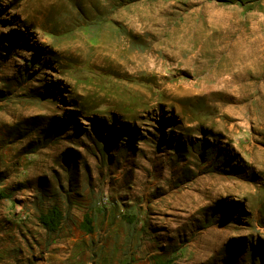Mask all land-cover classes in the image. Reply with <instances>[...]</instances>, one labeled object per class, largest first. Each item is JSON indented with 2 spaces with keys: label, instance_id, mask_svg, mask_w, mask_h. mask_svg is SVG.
I'll return each mask as SVG.
<instances>
[{
  "label": "rangeland",
  "instance_id": "rangeland-1",
  "mask_svg": "<svg viewBox=\"0 0 264 264\" xmlns=\"http://www.w3.org/2000/svg\"><path fill=\"white\" fill-rule=\"evenodd\" d=\"M0 264H264V0H0Z\"/></svg>",
  "mask_w": 264,
  "mask_h": 264
},
{
  "label": "trees",
  "instance_id": "trees-1",
  "mask_svg": "<svg viewBox=\"0 0 264 264\" xmlns=\"http://www.w3.org/2000/svg\"><path fill=\"white\" fill-rule=\"evenodd\" d=\"M220 3H224V4H234V3H241L243 2V0H217ZM60 216V213L57 209H54L52 211V213L50 214V216L48 218H46V220L50 221L53 223V226H57V219ZM45 219V218H44ZM85 222L86 224L90 223V220L88 219V217L85 218Z\"/></svg>",
  "mask_w": 264,
  "mask_h": 264
}]
</instances>
